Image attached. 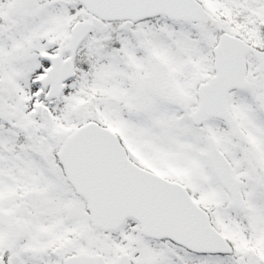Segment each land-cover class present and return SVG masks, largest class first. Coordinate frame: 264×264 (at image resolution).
Listing matches in <instances>:
<instances>
[{
  "label": "snow or ice",
  "instance_id": "1",
  "mask_svg": "<svg viewBox=\"0 0 264 264\" xmlns=\"http://www.w3.org/2000/svg\"><path fill=\"white\" fill-rule=\"evenodd\" d=\"M0 264H264V0H0Z\"/></svg>",
  "mask_w": 264,
  "mask_h": 264
}]
</instances>
